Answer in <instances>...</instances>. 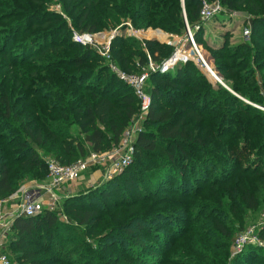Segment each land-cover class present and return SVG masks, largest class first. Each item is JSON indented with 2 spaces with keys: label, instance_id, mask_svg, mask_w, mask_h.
Returning <instances> with one entry per match:
<instances>
[{
  "label": "trees",
  "instance_id": "obj_1",
  "mask_svg": "<svg viewBox=\"0 0 264 264\" xmlns=\"http://www.w3.org/2000/svg\"><path fill=\"white\" fill-rule=\"evenodd\" d=\"M181 1L87 0L82 11L73 10V14L78 13L75 27L81 35H94L110 28L116 29L125 20L136 30L163 29L177 36H185L189 27L198 42L199 35L195 30L202 23L203 1L209 4L220 1L232 11L240 5V0H184V4ZM26 2L37 7L43 5L42 0ZM19 6H23L22 0H9L7 8L0 12V199L16 195L28 182L46 180L49 159L71 166L85 160L91 153L110 152L120 145L125 132L140 113V102L134 89L111 71L104 58L106 64L100 71L84 68L93 52L82 49L81 44L72 40V34V41L66 36L68 21L64 15L47 9L24 11ZM252 24L256 35L264 19ZM14 45L22 48L18 56L10 52ZM174 53L173 47L155 40L141 42L134 39L127 43L123 37H116L112 41L111 55L119 69L130 75L147 73V83L155 80L160 85L149 89L146 85L152 103L145 129L136 139L130 166L106 180L98 191L64 199L61 211L70 223L87 226L95 212L78 210L76 205L91 204L94 199L100 205H106L123 194L120 189L123 185L129 194L135 196L133 199L129 195L123 200L127 201L123 209L135 210L148 202L152 210L155 209L153 205L158 204L175 205L178 209L160 213L146 210L128 221L126 213L120 211L114 226L97 241L96 249L80 240L82 251L74 260L64 257V248H60L54 257L45 258L38 257L44 252L32 251L37 246V233L41 236L43 231L60 226L57 219L59 210H44L36 217H20L14 223L12 232L15 235L9 244L15 254H21L19 262L146 264L145 261H153L157 247L142 237L130 239L135 234L133 229L147 231L160 239L166 236L160 237L156 230L146 227L147 222L155 223L160 217L165 220L178 218V221L187 219V229L183 230L187 234L185 238L190 234L196 236L197 230L206 228L234 241L239 230L246 225L248 212L264 211V117L261 116V122L257 110L239 106L229 94L223 95L224 101L219 96L212 98L213 103H222L226 113L240 111L249 120L256 119L254 122L261 127L263 138L252 143L258 147L252 153L258 166L244 168L238 174L239 169H233L241 168L238 164L246 152L247 140L252 136L244 131L247 124L238 123L241 133L231 137L223 133L226 119L221 118L218 131L214 132L206 114L196 110L206 97L197 92V87L193 88V93L184 92L182 95L167 91L169 103H162L165 97L160 86L165 84L166 89L181 90L191 63L179 61L165 73L158 70L148 73V68L151 63L155 69L162 68ZM85 82L89 83L83 85ZM257 100L264 105V96ZM240 141L242 147L238 148ZM209 173L213 177L208 184ZM194 183L203 187L198 185L194 188L195 192L190 197L187 185ZM177 191L179 196L183 192V196L167 195H175ZM81 206L86 208L87 205ZM120 209L121 206L116 208L117 211ZM205 213H208V218L203 217ZM61 221L63 225L68 224ZM203 232L199 233L200 237L205 235ZM205 237L213 243L212 236ZM112 239L132 243L138 250L151 252L152 256L145 261L133 255L131 259L111 262L105 255L107 244ZM261 240L264 241V231ZM48 241L52 247L53 238ZM205 243L198 249L187 248L175 260L159 257L155 264H200L194 261L202 259L213 264H239L238 259L229 262L226 258L221 259L210 249L213 247ZM249 259L250 264H262L264 261L261 256ZM11 264L16 263L11 261Z\"/></svg>",
  "mask_w": 264,
  "mask_h": 264
},
{
  "label": "rangeland",
  "instance_id": "obj_2",
  "mask_svg": "<svg viewBox=\"0 0 264 264\" xmlns=\"http://www.w3.org/2000/svg\"><path fill=\"white\" fill-rule=\"evenodd\" d=\"M26 1L27 0H22L23 6H19L24 11L30 9H47L48 11L64 15L68 21V27L65 33H67L66 36L70 38V41H74L75 34H80V31L75 27V21L77 14L85 8L84 6H86L87 0H42L43 5L41 7L29 3L27 4ZM181 2L184 4V0ZM240 2H242V4ZM240 2V5L233 11L226 5H223L220 1L215 2L219 6L220 11L213 18L202 20L201 25L196 27L195 32L199 35L198 42L189 27H187L185 36H177L170 34L163 29L151 28L146 30H136L129 22L123 20L122 25H119L116 29L110 28L108 30H103L101 33L94 34V36L99 34L102 36H99L98 38L95 36L94 41L91 44L89 43L85 46L80 45L83 47H81L82 49L87 48L93 52V56L84 65V68L93 72H98L101 68L105 67L106 62L102 59V48L104 45L106 46L108 44L111 46L112 41L115 39L114 38L110 41L112 37H123V39H126L127 43L130 41L133 42L134 39L141 42L155 40L168 45L169 47H173L175 52L178 51V53H181L183 62L191 63L188 67V78L187 76L184 77V86L181 90L172 87L166 89L164 86L165 84H162L160 87H162L165 97L162 99V103L165 105H168L169 103L166 96L167 91H173L172 94L179 92L182 95L184 92L193 93V88L197 87V92H200L203 94V97H206L203 98L200 105L196 106V110L206 114L207 122L212 126L214 132L218 131L221 118L222 120L226 119L224 122L223 133L228 134L231 137L238 136L239 133H241V126L238 127V123H240V125L247 124L244 131L252 136L248 138V143H246L248 146L245 148L246 152L241 157L240 164H238L239 166L241 165V168L236 167L233 169V171L239 169L237 170L238 174H241L243 171L242 169L244 168L252 165H254L255 168L258 166H256L252 157L253 151L258 147L252 143H256L259 138H263L261 127L254 122L256 119L249 120L240 111L226 113L223 109L222 103H213L212 98L219 96L222 98V101H224L223 95L227 96L229 94L238 101L239 106H249L252 109L257 110V117H260V121L263 122L261 116L264 117V105L259 104L256 101H258V97L264 96V24H261L262 28L258 30L259 33L254 35L253 31L255 30H253L252 22L264 19V0H240ZM8 4L9 0H0V12L6 9ZM76 9H78V13L73 14V10ZM185 17L186 16H184V18ZM246 29L250 31L249 36H245ZM70 34H72V40ZM192 41L196 43L195 47H193ZM13 47V51L10 49L11 54L13 53L18 56L22 51V48L15 45ZM172 68H174V66ZM169 69L171 68L165 70H162V68L155 69L154 65L151 63V66L148 68V73L149 71L156 72L157 70L161 73H165ZM88 83L89 82H85L83 85H87ZM157 85L160 84L156 83L155 80L147 83L148 89ZM179 106L180 105H178V107ZM132 125L137 129H145V124L143 122H138L137 120L133 122ZM221 130H223V128ZM251 145L253 146L251 147ZM239 147H242L241 141L238 142V148ZM238 148L235 149L236 152L238 151ZM208 175H210L208 180L209 184L213 176L211 173ZM85 176L86 178L82 184L73 186V190L70 191L69 195L68 190H65L63 196L68 198L77 197L93 191H98L106 180L110 178L105 177L104 171H101V169H93ZM197 186L200 188L203 187L202 184L195 183L187 185V187H189L190 197L193 196L195 192L194 188ZM120 189L123 194L119 198H114L113 202L106 203V205H100L99 201L96 199L91 200V204L81 203L78 206L76 205V209L78 210L95 212L92 216L91 222L87 226H78L73 222L70 223L69 220L68 224L64 221V224L66 225H63L61 221L62 212L59 211L57 219L60 226H58V228H52L48 232L43 231L41 236L40 233H37L36 236H39L38 239H35L37 246L32 248V251L44 252L40 253L38 257L45 258L54 257L55 253H57L60 248H64V257L66 259L74 260L76 259L77 253L82 251L80 249L82 243L80 240L87 242L92 248L96 249L97 241L107 234L108 228L114 226L115 219L120 211L126 213L125 215L128 217L126 221H128L146 210L151 211V213H160L161 211H169L172 208L178 209L175 205L162 206L161 204H158L156 206L153 205V208L155 209L152 210V207H148L150 202L140 205L135 210L130 211L128 209H123L127 202L123 200L128 199L129 195L133 199L135 196L129 194L124 185L121 186ZM178 193L179 192L177 191V194L175 195L170 193L167 195L170 197L183 196V192L180 194L181 196H179ZM161 195H164V193ZM81 205L87 206H85L86 208H83ZM120 206L121 209L117 211L116 208L118 209ZM203 217L208 218V213H205ZM178 220V218L165 220L163 217H160L155 223L153 221L152 224H148L149 222L145 224L146 227H151L156 230V232L160 233V237L166 235L164 238L162 237V239L150 235L147 231H140L137 228L133 229L135 234L133 237H129L130 239L142 237L156 245L157 253L153 255V258L151 259L153 261L144 260L147 257L152 256L151 252L138 250V248L132 243H125L119 239H112L107 244L108 248L106 249L105 255L107 260L117 262L123 259H131V257L135 255L140 257V260L143 259L147 262L146 264H155L159 257H164L168 260H175L177 256H182L187 248L198 249L204 245L205 241H207L205 244L213 247L210 249L213 250L215 255H219L221 259L226 258V261L228 262L232 259H238L239 264H250L251 262L249 258L252 256H255L256 258L261 256L262 259H264V241L261 240V235L264 231L263 210L248 212L246 225L239 230L234 241H231L222 235L219 236L215 233L213 234L206 228H201L199 230L196 229L198 235L194 236L195 234H190L185 238V235L187 234L183 233V230L188 226V221H186L187 219L183 221ZM202 232L205 235L200 237L199 233ZM14 235L15 233L13 234V232L8 233L5 250L8 252L12 263L15 262L16 264H22L18 261V257L21 254H15L12 251V248L9 247L10 239L13 238ZM209 235L213 237L212 244L206 240L207 237L205 236ZM50 238H53V242L51 243L52 247L49 246L50 243L48 239ZM74 251H76V254L73 253ZM167 251L168 253H166ZM70 252L72 254H70ZM133 252L135 253L133 254ZM186 254L189 255L188 251H186ZM180 261L182 262L181 258ZM176 262L179 261L177 260ZM194 262H200V264L214 263L206 259ZM95 264H98V262ZM262 264H264V261Z\"/></svg>",
  "mask_w": 264,
  "mask_h": 264
},
{
  "label": "built area",
  "instance_id": "obj_3",
  "mask_svg": "<svg viewBox=\"0 0 264 264\" xmlns=\"http://www.w3.org/2000/svg\"><path fill=\"white\" fill-rule=\"evenodd\" d=\"M220 8L215 4L203 2L201 12L202 20H209L219 13ZM250 31L246 29L245 36H249ZM97 38L102 35H95ZM94 35L75 34L74 41L87 45L94 41ZM116 37H112L114 39ZM193 47L196 43L192 41ZM103 58L109 65L111 71L125 84L134 89L135 95L140 102V113L135 119L138 122L147 120L151 108V97L146 92V85L149 75H130L123 72L115 63L111 55L110 44L104 45L102 48ZM178 51L167 61V68H172L179 61H183L178 56ZM165 70V69H163ZM134 121V122H135ZM142 129H137L133 125L125 132L122 142L119 146L105 154L91 153L85 160L78 161L71 166H63L55 159H49L48 177L42 182L32 183L29 188H22L20 192L7 199H0V264H11L8 252L5 250L7 244L8 233L12 232L15 221L20 217H36L44 210L61 211V205L64 199V192L69 187L82 184L91 170L101 169L104 171L105 177L112 178L122 173L130 166L135 152V143L138 134ZM109 178V179H110ZM62 220L68 223L66 216L61 215Z\"/></svg>",
  "mask_w": 264,
  "mask_h": 264
},
{
  "label": "crops",
  "instance_id": "obj_4",
  "mask_svg": "<svg viewBox=\"0 0 264 264\" xmlns=\"http://www.w3.org/2000/svg\"><path fill=\"white\" fill-rule=\"evenodd\" d=\"M101 171H102V170H101ZM97 174H98V173H97ZM32 183H37V182H36V181L28 182V183H26V184L23 186V188H24V187L29 188L30 185H31ZM67 190H68V192H69V193H68V195H69V194H70V191L73 190V188H72V187H69Z\"/></svg>",
  "mask_w": 264,
  "mask_h": 264
},
{
  "label": "water",
  "instance_id": "obj_5",
  "mask_svg": "<svg viewBox=\"0 0 264 264\" xmlns=\"http://www.w3.org/2000/svg\"><path fill=\"white\" fill-rule=\"evenodd\" d=\"M163 69H167V65L166 64H164L163 66H162V70Z\"/></svg>",
  "mask_w": 264,
  "mask_h": 264
},
{
  "label": "bare ground",
  "instance_id": "obj_6",
  "mask_svg": "<svg viewBox=\"0 0 264 264\" xmlns=\"http://www.w3.org/2000/svg\"><path fill=\"white\" fill-rule=\"evenodd\" d=\"M181 56H182L181 53H179L177 57H181Z\"/></svg>",
  "mask_w": 264,
  "mask_h": 264
}]
</instances>
